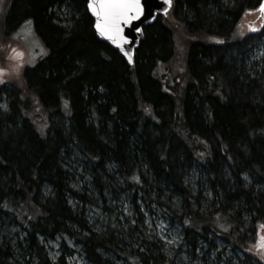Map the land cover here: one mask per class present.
Listing matches in <instances>:
<instances>
[{"label":"trees","instance_id":"16d2710c","mask_svg":"<svg viewBox=\"0 0 264 264\" xmlns=\"http://www.w3.org/2000/svg\"><path fill=\"white\" fill-rule=\"evenodd\" d=\"M263 1L173 0L129 65L87 0H0V38L45 48L0 85V264H64L59 236L91 264H264V15L238 27Z\"/></svg>","mask_w":264,"mask_h":264},{"label":"rangeland","instance_id":"374dc122","mask_svg":"<svg viewBox=\"0 0 264 264\" xmlns=\"http://www.w3.org/2000/svg\"><path fill=\"white\" fill-rule=\"evenodd\" d=\"M264 11L260 6L256 9L247 10L239 22V30L246 34L260 27ZM170 19V18H169ZM177 59L180 61L181 47L177 50ZM45 48L39 42L30 26L20 28L8 41L0 38V85L3 83L19 84L22 82V72L25 67L36 64L38 58L44 56ZM151 225L153 223H150ZM158 238L167 247H178L182 243L177 228L171 227L163 220H156L153 224ZM173 241V243H168ZM46 246L52 257H63L64 264H91L83 256L81 249L67 236H59L54 240L47 241ZM169 249V248H168ZM117 261L116 264H123ZM175 264H189V258L185 253L174 259ZM197 264V263H196Z\"/></svg>","mask_w":264,"mask_h":264},{"label":"snow or ice","instance_id":"6c2138e0","mask_svg":"<svg viewBox=\"0 0 264 264\" xmlns=\"http://www.w3.org/2000/svg\"><path fill=\"white\" fill-rule=\"evenodd\" d=\"M165 4L171 5V0H164ZM147 0H87V8L95 16V29L100 36L119 45L126 38L122 35V25L131 24L146 14ZM150 5L148 11H150ZM261 11H264V3L260 5ZM167 12V9H164ZM30 23V22H29ZM140 32V28H136ZM131 62V54L124 53ZM185 223H188L185 221ZM264 227V225H262ZM173 243V241H168ZM255 247L259 250L260 260H264V236L260 237ZM252 249H249L251 251Z\"/></svg>","mask_w":264,"mask_h":264},{"label":"water","instance_id":"95a60500","mask_svg":"<svg viewBox=\"0 0 264 264\" xmlns=\"http://www.w3.org/2000/svg\"><path fill=\"white\" fill-rule=\"evenodd\" d=\"M149 5L151 6L150 11H148ZM172 7H173V0H171V5L165 4L164 0H147L145 16H141L140 19L133 21L131 24L122 25V29H123L122 35L126 39L121 41L119 45L113 44L111 40L100 36L97 30L95 29V27L93 26L94 31L101 40L105 41L112 48L117 50L121 54V56L124 57V59L128 62L129 65H133L135 61L136 50L145 36L144 28L148 25L153 24L158 16L167 15V13L172 9ZM164 9H167V12H165ZM88 12L90 16L93 18L95 25V19H96L95 16L89 9ZM136 28H140L141 31L137 32ZM125 52L131 54V62L129 61L128 56L124 54Z\"/></svg>","mask_w":264,"mask_h":264}]
</instances>
